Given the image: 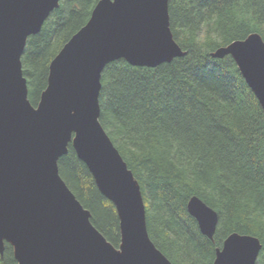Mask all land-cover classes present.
Masks as SVG:
<instances>
[{
  "label": "trees",
  "instance_id": "trees-1",
  "mask_svg": "<svg viewBox=\"0 0 264 264\" xmlns=\"http://www.w3.org/2000/svg\"><path fill=\"white\" fill-rule=\"evenodd\" d=\"M98 1L58 0L27 38L20 60L32 106L46 89L51 61ZM168 17L184 55L153 68L106 65L99 123L140 187L150 240L172 264H213L233 233L256 237L255 264H264V112L234 60L212 56L251 34L264 41V0H169ZM58 171L92 225L118 247L116 209L71 145ZM191 197L218 216L212 240L187 211ZM0 264H18L6 242Z\"/></svg>",
  "mask_w": 264,
  "mask_h": 264
},
{
  "label": "water",
  "instance_id": "water-1",
  "mask_svg": "<svg viewBox=\"0 0 264 264\" xmlns=\"http://www.w3.org/2000/svg\"><path fill=\"white\" fill-rule=\"evenodd\" d=\"M168 1L99 0L51 61L46 89L32 106L20 59L58 0H0V253L6 242L18 264H172L150 240L140 187L98 120L106 65L153 68L184 55L169 28ZM212 56L234 60L264 112L262 38L251 34ZM70 145L116 209L118 248L59 175ZM186 208L212 240L216 212L197 197ZM260 250L256 237L233 233L213 264H255Z\"/></svg>",
  "mask_w": 264,
  "mask_h": 264
},
{
  "label": "rangeland",
  "instance_id": "rangeland-1",
  "mask_svg": "<svg viewBox=\"0 0 264 264\" xmlns=\"http://www.w3.org/2000/svg\"><path fill=\"white\" fill-rule=\"evenodd\" d=\"M115 248H118V247H115Z\"/></svg>",
  "mask_w": 264,
  "mask_h": 264
}]
</instances>
